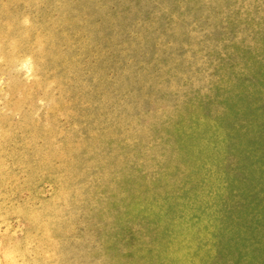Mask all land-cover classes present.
I'll use <instances>...</instances> for the list:
<instances>
[{
    "label": "rangeland",
    "instance_id": "obj_1",
    "mask_svg": "<svg viewBox=\"0 0 264 264\" xmlns=\"http://www.w3.org/2000/svg\"><path fill=\"white\" fill-rule=\"evenodd\" d=\"M0 264H264V0H0Z\"/></svg>",
    "mask_w": 264,
    "mask_h": 264
}]
</instances>
